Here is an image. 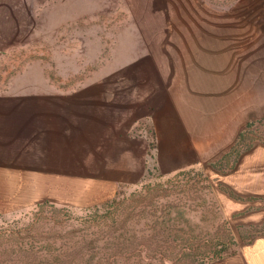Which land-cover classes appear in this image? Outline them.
<instances>
[{
    "label": "rangeland",
    "instance_id": "obj_1",
    "mask_svg": "<svg viewBox=\"0 0 264 264\" xmlns=\"http://www.w3.org/2000/svg\"><path fill=\"white\" fill-rule=\"evenodd\" d=\"M145 54L181 71L166 112L202 109L194 163L96 209L0 207V264H213L264 237V0H0L5 102L78 100Z\"/></svg>",
    "mask_w": 264,
    "mask_h": 264
},
{
    "label": "crops",
    "instance_id": "obj_2",
    "mask_svg": "<svg viewBox=\"0 0 264 264\" xmlns=\"http://www.w3.org/2000/svg\"><path fill=\"white\" fill-rule=\"evenodd\" d=\"M136 58L125 69L100 71L75 101L66 95L61 103L5 102L0 94V207L41 201L92 207L141 183L153 169L172 174L195 161L200 147L192 136L201 107L190 103L183 108L189 113L179 106L166 112L158 103L165 90L172 93L181 71L162 68L157 55ZM165 115L164 129L158 121ZM177 140L187 142L185 152ZM213 264H264V237Z\"/></svg>",
    "mask_w": 264,
    "mask_h": 264
},
{
    "label": "trees",
    "instance_id": "obj_3",
    "mask_svg": "<svg viewBox=\"0 0 264 264\" xmlns=\"http://www.w3.org/2000/svg\"><path fill=\"white\" fill-rule=\"evenodd\" d=\"M150 148L151 149H153L154 148V144L153 143H150ZM151 171H149V174H148V176L151 174L150 173ZM48 202H44V203H39V204H37L38 206H41L42 204H47ZM108 205V202L106 201V202H104V203H101V204H99V205H95V206H92V208H98V207H100V206H107ZM91 207L90 208H87L88 210L89 209H92Z\"/></svg>",
    "mask_w": 264,
    "mask_h": 264
}]
</instances>
